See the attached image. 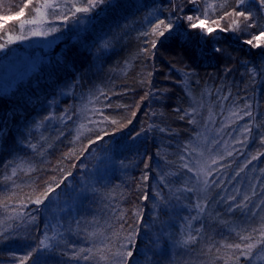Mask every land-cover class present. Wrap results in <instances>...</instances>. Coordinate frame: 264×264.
<instances>
[{"label":"trees","instance_id":"1","mask_svg":"<svg viewBox=\"0 0 264 264\" xmlns=\"http://www.w3.org/2000/svg\"><path fill=\"white\" fill-rule=\"evenodd\" d=\"M24 2L25 0H0L2 5L0 15H14ZM113 2L118 6L112 9L104 6L103 12L97 9L99 16L87 25H74L71 22L61 25L60 21L52 24L51 15L52 18L47 27H60L61 31L56 32V35L59 33L60 36H54L48 40L58 41L55 51L47 57L48 62L41 65V71L37 75L16 84L10 92L0 95V120L4 119L5 113L10 110L22 109L14 117L12 121L14 124H23L37 112L42 115L47 113L49 108L46 101L54 95L57 103L53 106V110L57 115L61 114L65 108L73 109L76 113L72 120L66 123L53 121L46 125V131L40 130L47 138L43 145L42 156L30 149L23 150L27 153L24 160L31 161L36 170L27 175L23 171L18 172L14 178L19 185L15 189V196H12L10 191L11 182L0 183V205L8 203L16 206L23 198V202L27 203L28 207L21 206L19 210L24 213L31 212L36 216L34 222L22 225L20 228L14 227L6 233V239L0 238V264H19V261L13 260V257H22L30 246L38 245L39 240L43 238L41 233L48 231L46 225L55 228L57 222H71L74 219L92 220L93 216L97 220L101 219L107 201L99 197L93 199L91 193L87 197L77 195L72 190V186L79 184L86 175L94 177L93 182H99V191L102 195H107L110 191L111 196L115 197L112 203L131 217V212L137 205H141L139 196L142 194L143 187L138 189L137 185L142 184L140 177L144 169L140 161L143 153L147 151L149 155L156 157L159 150L161 170L180 171L181 146L188 143L189 139L198 148L211 147L209 156L219 154L217 157L219 163L213 169L212 178L222 177L223 186L216 187L211 194L210 199L213 201L209 202L205 216L208 225L206 235L214 236L219 241V234L227 232L229 224L236 227L248 223L255 224L259 222L260 217H264L262 210H257L258 216L251 220L243 216L240 209L229 213L227 212L228 204L221 200L222 196L232 195L236 196L237 201L242 200L244 195H249L251 204L264 200V190H262L264 189V156L259 155L264 153V145L259 143L258 138L250 140L247 144L235 143L233 138L240 137L237 129L248 118L237 120V117L230 116L231 111H239L247 102L252 105L254 115L259 113L257 122L264 130V46L252 48L244 43L245 40L251 39L252 35H258L264 30V12L257 11L258 6L253 5L255 27L243 30L220 32L209 19L205 22V26L212 28L213 31L206 37V42L201 40L199 44L193 43L185 51L177 43L165 40L163 45H158L154 50L153 57L151 54L141 52L142 48L150 47L144 41L152 39L151 35L144 37L140 34L149 30V21L171 15L174 23L186 25V21L178 20L177 16L200 15L204 8L203 2L199 6L189 3L188 0H113ZM219 2L220 0H209L212 4ZM35 4L36 0L25 10V16L5 23L4 28L0 29V37H3L0 38V43L6 39V33H11L13 37L20 34V22L34 15L32 7ZM235 4L236 0H227V6L223 11H231ZM180 7L183 8V12L178 11ZM174 9L177 10L174 11ZM149 13L152 15L149 16ZM221 14L219 10L213 12L209 9V16L213 19ZM92 15L95 16L96 13L93 12ZM230 19L231 17H226L220 20V27H226ZM79 30H82L84 34L79 33ZM109 30L116 36L113 47L101 50L96 42ZM196 31L199 32L200 29ZM25 34L29 36L28 31ZM213 47H220L223 53L213 56L211 53ZM10 48L9 45L7 50ZM197 48L203 49L206 55L194 57L192 52ZM90 66H92V72L88 74L84 87L77 86L68 95L59 94L66 90V82L73 81ZM185 73H191V75L186 78ZM229 89L232 95L223 102V108H221L217 97ZM189 90L191 96L188 95ZM100 91L106 93L107 98L99 95ZM145 93L151 94L140 103ZM93 94L99 96V99L96 100ZM89 96H93L92 103H89ZM29 100L32 101L31 105L26 103ZM201 102L200 115L196 117L200 125L193 131L194 126L188 124L186 119L182 121L181 113L174 109L177 107L187 109L194 103ZM138 103L140 107L137 110ZM108 104H111V107H106ZM84 105H87V110L82 113L81 109ZM93 110L102 111L103 116L109 117V120L104 121L103 124L90 123L89 118L93 121L103 120V116L99 112L94 114ZM133 111H136L135 117H132ZM129 119L132 123L127 127H121ZM111 120H116L117 124H112ZM154 121L158 126L172 129L174 135L153 130L147 132L146 137H138L133 145L130 136H134L142 128L147 129ZM233 121L236 122L233 123ZM81 123L86 125V129L81 130L77 139V129ZM100 127L109 132L117 128L120 130L116 131L114 136H107L104 140L89 145V140L95 139L99 134ZM61 130L63 135L59 134ZM40 132L35 133L37 138ZM197 133L202 134L201 138H206L207 143L198 142ZM12 134H9V145L12 143ZM112 141L121 145L127 143L131 147V154L129 152L107 154V149L112 147ZM213 141H220V143L213 144ZM33 142L36 143V140ZM225 142L227 144L224 145ZM137 147L141 153L140 156L135 155ZM85 148L87 151H83ZM227 151H231L232 155L228 156ZM184 154L187 155V153ZM253 155H257L258 158L248 163ZM221 156L223 159H220ZM7 159H9L8 150L0 151V165H3ZM122 159L125 161L124 167H121ZM190 159L195 161L196 155L192 154ZM74 164L76 167H73ZM155 165L154 159L152 167ZM217 168L220 171H215ZM60 169H63V172ZM69 171L72 172V176L64 182L69 185V188L63 193L57 189L50 196V199L56 202L55 206L50 205L48 209L41 206L40 210L32 211L36 209V205L28 202V196L34 197L39 194L45 189L46 183L58 181L64 173ZM6 172V169L0 167V181L3 180ZM182 174L185 180L191 175L186 173V170ZM250 176H256L257 180L250 181L248 179ZM166 179L177 180L179 177H166ZM157 183L158 177L153 172L148 181L150 199L152 188ZM247 183L255 186L257 195H251L252 186L247 188ZM63 187L64 185H61V188ZM8 197L12 198L8 199ZM45 203L47 204L48 201ZM143 203L146 204L144 210L146 224L152 225L150 219L153 213L152 205L148 202ZM175 203L173 202L174 205ZM181 203L187 205L188 201L183 200L178 204ZM63 204L67 207H62ZM175 208V206L172 207L169 214L162 217L167 224L157 222L152 225L153 231L165 228L166 232L171 226L175 234L171 235L169 242L164 236L159 242V247L153 248V251L158 254L160 264H168L166 257L181 251L178 247L170 245L173 240H179L176 237L179 229L176 228L174 221L181 218L178 223L180 224L183 217L192 214L184 209L179 213ZM176 209L180 210L178 206ZM261 209H264V204L261 205ZM8 223L14 224V221L7 218L3 207L0 206V231H3ZM64 231L67 232V223H64ZM147 235L152 236V232ZM140 239H144L143 233ZM232 239L234 234L229 237L228 242ZM68 242L70 241L67 236L64 241H61L60 246L65 251L68 250ZM71 242L83 243L82 240H76L74 237ZM205 243L202 238L196 247L203 248ZM138 247L142 246L138 244ZM223 251L224 249H221V252ZM41 259L43 264H78L77 261L62 256L59 251L45 253ZM28 264H32V261L29 260ZM79 264H86V262L81 261ZM173 264H178V259L175 257H173ZM215 264H224V261L216 260ZM256 264H264V261H257Z\"/></svg>","mask_w":264,"mask_h":264},{"label":"snow or ice","instance_id":"2","mask_svg":"<svg viewBox=\"0 0 264 264\" xmlns=\"http://www.w3.org/2000/svg\"><path fill=\"white\" fill-rule=\"evenodd\" d=\"M189 3L199 6L203 2L204 8L200 15H185L183 17L177 16V19H183L186 21V25L174 23L170 16L165 18L157 17L155 21H149V30L141 32L140 34L144 37L151 35L152 39L145 40L144 43L150 45L141 49V52L145 54H151L153 57L158 45H163L165 40L177 43L181 48L187 49L191 44H199V41L205 40L206 37L213 31L212 28H203L205 22L211 19V22L219 28L220 32H226L230 30H243L247 28L255 27V21L253 19V5H257V11L264 12V0H236L235 7L231 11H223L227 6V0H220L217 4L209 3V0H188ZM33 5V0H25L22 7L13 14L0 15V29H3L7 21L13 20L18 17L25 16V10ZM2 6V5H0ZM112 9L118 5L113 0H36L35 6L32 7V13L30 19H26L20 22L19 31L20 34L13 37L11 33H6V39L3 43H0V51H4L7 47L16 41H23L28 39L26 31H30L32 36L47 37L48 35L54 34L61 31L60 27H39L34 29H25V25H43L49 17V11L52 10L51 15L53 17L52 23L60 21L61 25L68 24L69 22L74 25H80L84 23H91L96 20L99 16V12L105 11V7ZM99 9V12L97 11ZM209 9L213 12L221 11L222 14L218 18H212L209 16ZM177 9H174L176 11ZM178 11L183 12V8H178ZM95 12L96 15H92ZM58 13V14H57ZM82 13L83 15H78ZM152 13H149L151 16ZM203 17V18H201ZM226 17H231L226 27H220V20ZM200 29L197 32V29ZM262 37H264V30L260 31L258 35H252L251 39L245 40L244 43L250 45L252 48H258L262 45ZM3 38V37H0ZM116 36L109 30L100 37L96 45L101 50H108L113 47V41ZM213 56L222 54L223 50L220 47H213L211 49ZM195 56H205L206 53L203 49L197 48L192 52ZM100 59V57H97ZM99 70V69H98ZM230 71V69H228ZM92 72V66L81 72L73 81L66 82L65 91H62L61 95H68L70 91H74L77 86L84 87L85 81L88 79V74ZM191 73H185V77L190 76ZM151 76V73H149ZM151 83V81H149ZM222 91V90H220ZM151 93H145L144 97L141 98L140 103L144 99H147ZM99 95H104L107 98V94L100 91ZM163 95V94H162ZM188 95L191 96V91H188ZM232 95L231 90L224 92L222 95H218L217 99L223 108V102L227 101ZM95 96V94H93ZM93 96H89V103L93 102ZM37 99V98H33ZM98 100L99 96H95ZM31 105L32 101H26ZM48 104L49 111L45 114L37 112L34 117L28 118L23 124L12 123L14 117L22 109H12L5 113L4 119L0 120V151L8 150L9 159L5 160L3 167L7 170L3 176V180L0 183L11 182L10 191L12 196L16 195L15 189L19 187L16 184L14 178L18 175V172L23 171L25 175L35 171V166L31 161H25L24 149H30L32 152L38 155H43V145L47 138L44 137L41 129L47 130L46 125L53 121H60L66 123L72 120L75 115V110L65 108L59 115L53 110V106L57 103L55 95L46 101ZM201 103H194L193 106L187 109L175 108L174 111L181 113L180 119L187 120L188 124L193 125V131L195 127L200 125V121L197 120V116L200 115L199 107ZM111 107V104L106 105ZM140 104H137V110ZM87 110V105H84L81 109L82 113ZM99 112L103 116V112L100 110H93ZM243 113L242 115L240 113ZM155 115V113H152ZM136 116V111L132 112V117ZM230 116L237 117V120H244L245 117L248 120L237 129L240 133V137L233 138L235 143L247 144L250 140L255 138L259 139V143L264 145V130L262 125L257 122L259 113L254 115L252 111V105L245 102L244 108L239 111H231ZM211 119V116H209ZM109 120V117L103 116V120L93 121L89 118V122L93 124H103L104 121ZM236 121H233L235 123ZM112 124H117L116 120H111ZM132 120L129 119L126 124L121 127H127L131 124ZM206 126V124H205ZM230 126V125H226ZM86 129V125L81 123L77 129V139L81 134V130ZM91 130V129H89ZM120 128L114 129L112 132L107 131L103 127L99 128V134L95 139L89 140V145L96 144L98 141H102L107 136H114L116 131ZM158 131L165 133L166 135H174L172 129L166 126H158L155 121L148 126L147 129H141L136 132L134 136H130L133 145H135L138 137L145 136L149 131ZM40 132L39 138L36 137L35 133ZM12 134L11 145L8 144L9 134ZM63 135L62 130L59 133ZM197 140L201 144L207 143L206 138H201L202 134L197 133ZM231 135V134H229ZM36 140V143L33 141ZM106 143H108L106 141ZM112 147L107 149V154L129 152L131 154V147L125 143L124 145L118 142L112 141ZM220 143V141H213V144ZM227 144V142H225ZM83 151H87L85 148ZM208 152L212 151V148L207 149ZM23 153V155H22ZM184 153H187L185 155ZM192 154L198 157H204V150L198 148L189 139L188 143L181 146V154L179 155L180 171H162L160 165L159 150L157 151L156 157L149 155L147 151L143 153L140 163L143 165L144 171L141 174L142 184H138L137 188L143 187L142 194L139 196L141 205H137L135 210L131 212V217L128 216L127 212L123 209H118L112 201L115 197L111 196L109 191L107 195H102L99 191V182H93L94 177L86 175L77 185L72 186L73 192L77 195H84L87 197L89 193L93 195V199L99 197L103 201H107L104 205L103 216L100 220H97L93 216L92 220L81 221L80 219H74L71 222H57L56 227L53 228L51 225L45 227L48 231L41 233L42 239L39 240L38 245H32L29 247L26 254L22 257H13V260H18L19 264H28L31 260L32 264H43L41 256L45 253H54L59 251L62 256L68 257V259L79 262L83 261L86 264H160V260L157 258L158 254L153 251V248L159 247L160 240L167 235L165 228H160L157 231H153L152 225L157 222L160 224H167L162 219L163 216L169 214L172 207H174L173 201L180 202L187 200L188 204L185 205L189 212L192 213L186 216L184 219L186 224L181 229V238L179 240H173L172 244L174 247L181 249L179 252L171 253L166 257L168 264H173V257L178 259V264H215L216 260H223L224 264H256L257 261H264V217L259 218L258 223H248L239 227L228 225V231L220 233V240L217 241L214 236H207L208 230L207 221L205 219L206 210L209 207L208 192L215 185L216 187L223 186L222 177H213L212 165L218 164L219 161L216 156H212L211 162L208 163L204 160L202 163L200 160L193 161L190 159ZM136 156H140L138 147L135 151ZM227 155L231 156L232 152L227 151ZM259 155L264 156V153ZM79 158V157H78ZM257 155H253L248 163L252 160H256ZM155 159L156 165L152 167V162ZM220 159H223L221 156ZM125 161L121 160V167H124ZM73 167H76L74 164ZM186 170V173L191 174L187 180H185L182 172ZM243 169H241L242 171ZM63 172V169H60ZM215 171H220L219 168ZM155 172L158 177V183L151 191V199L148 191V181L150 175ZM72 176V172H66L57 181L46 183L45 189L34 197L29 195L28 202L36 205V209L32 211L40 210L41 206L48 209L49 206H55V201L50 199L52 193H55L57 189L63 193L69 185L64 182L68 177ZM166 177H179L177 180H169ZM61 185H64L61 188ZM264 190V189H262ZM251 195H257L255 186H252ZM59 196V193H57ZM12 197H8L11 199ZM221 200L228 204L227 212H234L236 209H240L243 216L251 220L258 216L257 210H262L261 205L264 204V200L260 203L251 204V197L244 195L242 200L237 201L236 196H222ZM45 201H48L46 204ZM143 202L151 203L153 213L150 217L152 225L146 224L144 217V210L146 204ZM3 207L5 214L9 220L14 221L8 223L7 226L0 231V238H7L6 233L15 228H20L22 225L32 223L36 220V216L32 215L31 212L24 213L19 208L28 207L27 203L23 202L16 206H12L8 203L0 205ZM11 209V211H10ZM64 223H67V232L64 231ZM225 223H228L225 221ZM195 224V226H194ZM152 232V236H148L147 233ZM144 234V239L140 237ZM202 234H204L202 236ZM234 234V239L228 242L229 237ZM69 238L67 243V251H65L60 245L61 241L65 240V237ZM76 240H82L83 243L71 242L72 238ZM205 240V247L197 248L196 246L200 243L201 239ZM138 244L142 247H138ZM215 248V253L213 249ZM221 249H224L221 252ZM35 258L33 259V257Z\"/></svg>","mask_w":264,"mask_h":264},{"label":"rangeland","instance_id":"3","mask_svg":"<svg viewBox=\"0 0 264 264\" xmlns=\"http://www.w3.org/2000/svg\"><path fill=\"white\" fill-rule=\"evenodd\" d=\"M34 1V0H33ZM62 0H57V2ZM49 11V17L45 21L43 25H25V29H34L39 27H45L47 28V25L51 21L50 19L51 14ZM19 18V17H18ZM16 18V19H18ZM53 19V18H52ZM7 21V22H11ZM53 24V23H52ZM88 23H84V25H87ZM76 27V26H75ZM201 27L207 28L205 25H202ZM29 32L28 39L23 41H16L14 39V42L10 44L11 48L9 50L0 51V95L5 94L13 90L16 86V84L26 81L28 78L33 77L37 75L41 70V65H44L48 62L47 58L50 56L52 52L55 51V47L58 43V41H48L51 40L50 38H53L54 36L58 37L60 36L59 33L56 35V33L48 35L47 37H41V36H32L31 32ZM26 33V32H25ZM79 33L84 34L82 30H79ZM262 39V46H264V37ZM20 42V44H18ZM52 57V56H51ZM225 145V143H224ZM204 150V157H198L196 156V160H200L202 163L204 160H207L208 163L211 162L212 156L218 157V153L216 155H211L208 153L207 148H201ZM252 162V161H251ZM215 165H212V170L215 168ZM250 181L257 180L256 176H250L248 177ZM252 186V184H246V187ZM216 188L214 185L212 189L208 192V202H212L213 200L210 199L211 194L213 190ZM176 202V201H173ZM179 202L175 203V207L180 210H177L179 213L182 209L188 210V208L185 206L184 203L178 204ZM213 204V203H212ZM214 205V204H213ZM62 207H67V205L63 204ZM66 210H68L66 208ZM58 212V211H57ZM61 212V211H59ZM183 217V221L179 223L180 219L175 220V226L177 229H179L177 238H181V229L186 224V221ZM167 235H165V240L169 242L171 240V235H175L173 232L172 227L170 226V229H168V232H166ZM170 245H173L172 243Z\"/></svg>","mask_w":264,"mask_h":264}]
</instances>
